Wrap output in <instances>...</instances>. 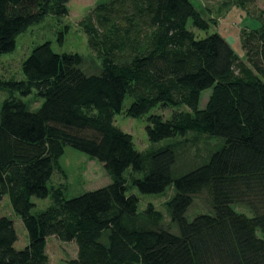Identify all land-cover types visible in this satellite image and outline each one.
Returning <instances> with one entry per match:
<instances>
[{
	"label": "trees",
	"instance_id": "16d2710c",
	"mask_svg": "<svg viewBox=\"0 0 264 264\" xmlns=\"http://www.w3.org/2000/svg\"><path fill=\"white\" fill-rule=\"evenodd\" d=\"M69 1L0 0V54L13 51L16 37L47 14L65 16ZM231 3L251 15L255 0ZM130 4L122 26L104 15L110 3L96 7L102 29L84 22L99 73L85 74L81 55L56 53L45 41L23 60V79H0L9 93L0 104V201L8 196L28 239L15 249L13 222L0 216V264H49V236L75 243L66 264H264V24L239 29L238 55L218 32L199 38L188 29V22L197 30L211 23L191 0ZM32 91L42 98L34 110L15 95ZM158 105L171 113L147 116L150 142L193 131L222 137L223 146L172 176V147L139 151L113 122L115 114L138 118ZM65 146L102 163L110 183L70 198L63 184L48 186ZM170 184L165 204L177 234L160 226L162 214L152 205L139 211L138 198L126 193L158 194ZM202 191L210 211L187 220ZM48 195L53 204L32 213L31 198Z\"/></svg>",
	"mask_w": 264,
	"mask_h": 264
},
{
	"label": "rangeland",
	"instance_id": "374dc122",
	"mask_svg": "<svg viewBox=\"0 0 264 264\" xmlns=\"http://www.w3.org/2000/svg\"><path fill=\"white\" fill-rule=\"evenodd\" d=\"M196 9L204 19L211 20L207 30H197L190 22L188 29L202 38L213 32H218L229 43L232 49L241 55L239 43V29L241 27L257 28L264 24V7L261 0H255L251 15L234 6L231 0H191ZM112 7L104 12L110 21L118 26L126 23L125 15L131 12L130 0H124V5L118 0H70L67 3L68 12L65 16L57 17L47 14L39 23L29 26L20 33L15 40V48L11 52L0 54V79L8 80L23 79L21 64L29 55L33 46L45 41H49L51 48L56 53L68 52L78 53L82 57L80 69L85 74H97L101 64L99 58L88 46L87 35L84 32V22L87 18L97 29H102L96 23V14L100 11L96 9L98 5ZM102 14L103 11H100ZM215 22H212V21ZM66 28V29H65ZM209 89L204 90L200 95L199 107H204ZM6 90H0V104L8 96ZM30 110H34L42 103V98L37 97L32 91L27 96H19ZM131 98L126 96L123 101V109L127 108ZM182 109H186L185 106ZM151 113L161 114L163 118H168L171 113L169 108L156 106L141 117L134 118L126 116L123 112L115 114L113 122L121 130L129 133L137 150L145 152L155 150L160 147H172L175 159L172 165V176L182 175L197 166L207 162L211 153L220 149L224 144V139L219 136L189 131L183 136L177 135L161 139L157 142H150L147 138L145 126L147 116ZM60 171H55L48 182V186L63 184L64 197L77 196L85 191L93 190L110 183V177L104 170L102 163L90 158L87 154L78 151L70 146H65L63 154L58 159ZM143 173L139 175L142 176ZM127 194H134L138 198V210L145 209L149 204L153 209L162 214L160 226L171 233L177 234V227L170 221L165 202L173 195L174 189L170 184L164 191L158 194L140 193L136 188H130ZM34 206L32 213L44 210L53 204L51 195L45 198L32 197ZM235 210L247 215L251 213L244 205L233 204ZM210 211V199L206 191H202L193 196L191 205L185 212V218L191 220L198 213ZM0 216L9 218L13 222L17 239L14 248L19 250L27 243V234L21 218L13 211L8 196L3 195L0 201ZM76 245L73 241L61 242L54 236L47 237L46 254L49 264H66V259L75 257Z\"/></svg>",
	"mask_w": 264,
	"mask_h": 264
}]
</instances>
